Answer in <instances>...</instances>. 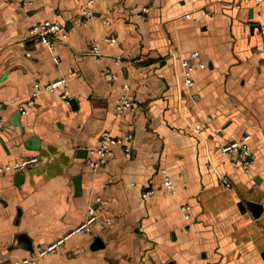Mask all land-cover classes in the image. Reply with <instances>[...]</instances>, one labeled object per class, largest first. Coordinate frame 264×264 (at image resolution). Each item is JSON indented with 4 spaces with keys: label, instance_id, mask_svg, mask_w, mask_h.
Wrapping results in <instances>:
<instances>
[{
    "label": "crops",
    "instance_id": "1",
    "mask_svg": "<svg viewBox=\"0 0 264 264\" xmlns=\"http://www.w3.org/2000/svg\"><path fill=\"white\" fill-rule=\"evenodd\" d=\"M88 1L0 0V165L41 158L0 172V264L61 238L38 264H264V0H93L92 17ZM45 18L68 34L54 51L30 35ZM63 76L69 102L32 97ZM106 130L132 132V155L117 146L94 171ZM246 134L248 169L221 152ZM90 207L91 230L75 231Z\"/></svg>",
    "mask_w": 264,
    "mask_h": 264
},
{
    "label": "built area",
    "instance_id": "2",
    "mask_svg": "<svg viewBox=\"0 0 264 264\" xmlns=\"http://www.w3.org/2000/svg\"><path fill=\"white\" fill-rule=\"evenodd\" d=\"M263 0H257L258 6L262 3ZM93 0H89L87 6L83 8L82 14L84 16L92 17L93 11L91 8ZM262 13V12H261ZM63 23L59 19H49L45 18L43 20L35 22L30 28V35L32 37L37 38L41 42L47 45V47L54 51L56 48L57 36L61 34L63 40H65L68 36L67 31H62ZM261 32L264 34V28H261ZM109 42H115L116 38H107ZM264 51V46L262 48ZM92 51L94 53L100 52V45L98 39L94 38L92 40ZM199 56L198 51H192L188 54L182 61V65L184 68V77L185 84L189 87L194 85L193 79V59ZM56 60L58 61V56H56ZM114 77V75H109ZM69 81L66 77H60L56 80H53L47 84L36 83L35 90L32 93V97L36 96L39 92L44 90L58 91L60 92L61 97L67 102L70 101L71 93L69 90ZM128 87V85H125ZM134 105V101H132L128 97H123L118 104L117 114L121 116L125 110ZM0 104V110H1ZM3 126V118L0 115V128ZM249 134H246L243 138L233 140L227 144H225L221 148V152L223 154L229 155L235 162L242 165L243 168L248 169L250 166L249 160V145L248 139ZM134 138L132 132L125 133L122 136H113L112 133L108 130L104 131L99 145L92 148V152L95 154L94 158H91L87 165L92 170L96 171L100 167H102L109 158L115 155L116 147L121 146L123 148L126 156L132 155V145L131 142ZM41 161V158L37 155L27 156L21 161L8 163L4 165H0V172L13 171V172H22L26 168L33 166ZM221 180L227 185L231 186L230 180L226 176H222ZM166 184L169 189H172L174 186V182L172 178H166ZM150 192L144 193V197L148 196ZM181 210L184 214V217L187 221L191 219L192 215V206L189 203H184L181 205ZM98 214L95 208H89V214L86 218V221L82 223L75 231L77 232H88L91 230L92 225L97 220ZM63 239H59L48 247H41L37 250V252L26 255L22 258L15 260L9 264H38V261L41 257L46 254L52 252L58 245L63 243Z\"/></svg>",
    "mask_w": 264,
    "mask_h": 264
},
{
    "label": "water",
    "instance_id": "3",
    "mask_svg": "<svg viewBox=\"0 0 264 264\" xmlns=\"http://www.w3.org/2000/svg\"><path fill=\"white\" fill-rule=\"evenodd\" d=\"M21 116H22V111L19 110L17 113L14 114V123H16L17 125H20L21 122ZM31 142H37V139H31ZM76 185H77V189L78 191L81 190V178L80 176L75 179ZM249 207L253 210V212L255 213L256 216H259L263 210V205L260 203H256V202H249ZM97 243L99 242V239L96 240Z\"/></svg>",
    "mask_w": 264,
    "mask_h": 264
}]
</instances>
